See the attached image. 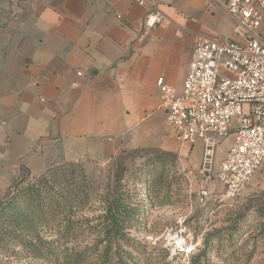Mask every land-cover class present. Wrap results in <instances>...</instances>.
<instances>
[{"label":"crops","instance_id":"obj_1","mask_svg":"<svg viewBox=\"0 0 264 264\" xmlns=\"http://www.w3.org/2000/svg\"><path fill=\"white\" fill-rule=\"evenodd\" d=\"M144 1L0 0V201L25 175L127 152L174 153L200 170L204 143L176 141L157 80L180 90L195 38L237 40L233 21L211 0ZM149 7L164 20L145 30Z\"/></svg>","mask_w":264,"mask_h":264},{"label":"rangeland","instance_id":"obj_2","mask_svg":"<svg viewBox=\"0 0 264 264\" xmlns=\"http://www.w3.org/2000/svg\"><path fill=\"white\" fill-rule=\"evenodd\" d=\"M188 151L184 146L182 156ZM121 155L107 165L80 161L72 163V173L62 170L73 177V191L86 192L70 198L71 210L49 211L54 215L38 217L32 229L0 219V264H103L106 256L128 264H264V164L235 199L225 201L214 182L222 160L214 165L216 151L210 172L193 170L174 153ZM62 166L23 184L40 186L41 177L51 178ZM117 199L124 237L108 249L105 232ZM48 244L56 257L44 256Z\"/></svg>","mask_w":264,"mask_h":264},{"label":"built area","instance_id":"obj_3","mask_svg":"<svg viewBox=\"0 0 264 264\" xmlns=\"http://www.w3.org/2000/svg\"><path fill=\"white\" fill-rule=\"evenodd\" d=\"M131 2L147 7L144 0ZM211 3L230 16L237 40L197 36L180 90L162 78L157 86L160 106L166 110V123L176 141L191 146L204 143V172H210L216 147L232 137L214 175V182L222 187V198L232 201L264 164V0ZM149 9L145 30L164 20L159 10Z\"/></svg>","mask_w":264,"mask_h":264},{"label":"trees","instance_id":"obj_4","mask_svg":"<svg viewBox=\"0 0 264 264\" xmlns=\"http://www.w3.org/2000/svg\"><path fill=\"white\" fill-rule=\"evenodd\" d=\"M152 150V149H149ZM144 150V151H149ZM156 151V155L160 154L163 157H169L171 153H166L159 150ZM141 152V151H134ZM134 152H127L121 154H128ZM119 154L117 157L120 159L122 155ZM116 157V158H117ZM161 156H158V162L163 164V161L160 159ZM71 169L70 172H73V164L71 162L64 163L62 167H58L51 178L41 177L40 181L42 184L39 186L37 184L30 185L29 182L23 184L27 181L28 175L23 176L20 180L14 184L13 188L7 192L6 197L3 199L0 205V219L8 220V222L15 223H23L28 228H36L38 222L36 221L38 217H46L53 216L55 211L60 209L61 206L68 205V208L71 210L72 202L70 198H75L79 194L86 195L83 189L78 190L79 187H76L75 191L70 188V182L73 177L69 175L62 174V170ZM148 174V173H147ZM60 181H63L61 183ZM146 184H149V179H145ZM24 185L25 187H23ZM39 188L45 189V193H41ZM47 199V201H45ZM121 206V202L119 199L113 202L114 212L111 214L110 223L106 228V236L107 242L109 244L108 249L112 248V246H117V242L119 238H123L124 235L122 233L123 219L120 215L117 214L119 207ZM33 211H36V215H32ZM3 231L0 230L2 234ZM1 236V235H0ZM55 250L49 244L46 245V249L44 252V256H48L49 258L56 257L54 253ZM117 252V251H116ZM108 254V253H107ZM127 255V254H125ZM112 258L107 257L104 260L103 264H128L125 260H123L120 256L117 257V263H111ZM192 264H197L196 261H193Z\"/></svg>","mask_w":264,"mask_h":264}]
</instances>
